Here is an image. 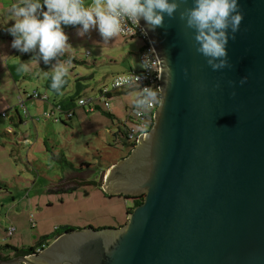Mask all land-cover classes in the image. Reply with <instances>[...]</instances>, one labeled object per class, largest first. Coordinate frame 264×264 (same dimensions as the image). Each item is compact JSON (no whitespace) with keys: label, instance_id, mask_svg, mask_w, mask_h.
<instances>
[{"label":"water","instance_id":"water-1","mask_svg":"<svg viewBox=\"0 0 264 264\" xmlns=\"http://www.w3.org/2000/svg\"><path fill=\"white\" fill-rule=\"evenodd\" d=\"M239 4L222 70L179 18L192 0L148 32L159 68L152 124L101 183L143 195L125 223L74 229L0 264H264V0Z\"/></svg>","mask_w":264,"mask_h":264},{"label":"rangeland","instance_id":"rangeland-1","mask_svg":"<svg viewBox=\"0 0 264 264\" xmlns=\"http://www.w3.org/2000/svg\"><path fill=\"white\" fill-rule=\"evenodd\" d=\"M88 3H91V0H85V4ZM5 16L8 26L14 23L10 20L9 12L5 13ZM6 23L2 22L0 27L5 26ZM62 27L66 32L67 28L72 26ZM66 34L69 36V43L74 47L69 50V55L75 59V62L69 66V75L66 77L68 80L66 79L67 82L64 85L66 88L63 89L62 95L60 93L61 98L76 91H80L87 98L94 97L102 84L110 87L111 78H113L108 75V78L102 81L100 73H93L92 77H88L90 72L86 69L95 65L100 66L93 63L94 58L97 59L96 63L101 60L100 57H96V53L100 51L92 39L97 31L93 29L83 38L76 35L74 28L68 30ZM12 39L13 37L0 28V60L2 61L0 113L4 112L5 116L8 114L7 118L0 117V119L4 121L11 116L16 119V123L17 116L9 105V102L18 103L15 86L29 92L32 88L44 91L46 85L51 89V79L44 75L45 71H49L50 65H44L42 61L40 64L32 61L30 71L23 74L24 78L15 80L14 87H7L8 69L3 59H12L9 63L14 61L18 64V60L28 61L32 56V53H20L13 49ZM139 41V39L129 40L134 53L132 54L134 66L139 63L138 48L141 44ZM103 59L107 60L106 57ZM78 73L87 77L77 79ZM136 93V90L129 88L108 98L109 107L105 110L109 111L112 117L100 110L84 112L83 109L78 108L80 106H77V98H73L74 105L71 109L76 108L74 111L69 110L71 117L66 118L63 112L68 110L60 108V104L57 105L55 93L48 96V103L45 102L46 98L26 101L28 115L33 114V119L25 116L23 109H20L22 119L27 122L23 121L22 125L16 124L13 127L14 131L1 135L6 149L0 147V180L8 183L0 182V245L28 248L58 226L118 228L125 223L126 209L133 207L131 200H125L117 195L111 196L102 186L89 182L78 184L72 190L65 188L77 184L72 177L83 175L85 177V174L89 176L87 180H94L99 184L102 171L110 163L128 154L129 147L120 137L116 140L113 132L118 129L119 121L126 119L127 111L134 103ZM95 102L104 108L102 102L98 100ZM54 108H60V111L56 110L48 117L42 115ZM85 108L87 109L88 105ZM129 125L130 123L126 124L128 127ZM2 127L0 125V131ZM18 134L21 135L22 140L25 137L26 141L17 145ZM43 140L48 142L50 149L47 152L43 150ZM30 143H32L30 145L32 149L29 151L27 147ZM23 144L26 146L24 147ZM9 152H12V155ZM25 152L28 154V160H26ZM67 176L71 178L68 180ZM11 226L15 228V231L9 235Z\"/></svg>","mask_w":264,"mask_h":264},{"label":"clouds","instance_id":"clouds-1","mask_svg":"<svg viewBox=\"0 0 264 264\" xmlns=\"http://www.w3.org/2000/svg\"><path fill=\"white\" fill-rule=\"evenodd\" d=\"M182 0H21L9 9L13 24L0 27L13 39L11 47L20 53H32L30 60L21 61L18 71H30L35 61L50 65L44 75L50 77L52 90L59 92L66 84L72 60H62L64 53L74 48L62 26H74L78 37L95 29L103 42L125 31L123 20L140 27L147 36L163 26L164 18H174ZM179 18L193 30L196 51L214 70L228 67L226 46L232 34L239 30L243 13L239 0H192V6L179 12ZM9 21V20H8ZM147 56V55H146ZM142 67L151 68L147 61ZM242 78L240 83L246 81Z\"/></svg>","mask_w":264,"mask_h":264},{"label":"crops","instance_id":"crops-1","mask_svg":"<svg viewBox=\"0 0 264 264\" xmlns=\"http://www.w3.org/2000/svg\"><path fill=\"white\" fill-rule=\"evenodd\" d=\"M90 1V0H89ZM21 0H0V14H1V18H0V24L2 22L5 21V23L7 22V17L5 16V13L9 12V9L10 7L15 4V3H20ZM4 11H6L4 13ZM2 20V21H1ZM7 24V23H6ZM71 28H74V26L70 27V28H67L66 32L68 30H70ZM95 30V29H94ZM96 31V30H95ZM4 37V36H3ZM5 37H8V36H5ZM93 41H94V45L98 47L99 49V53H96V57H100L101 60L97 62V59L94 58L93 59V63L94 64H100V66H97L95 65L94 67H90L89 69H86L90 72L89 76L88 77H92L93 73L94 74H98L100 73L102 76V81H104L106 78H108V75H111L112 77L116 74H119V73H127V72H131V71H135V70H138L139 69V63L137 66H134V60H133V55L134 54L131 50V46L129 44V40H133L135 38H125L123 36H121L120 34L117 35L116 37H113V38H110V40L108 42H103L102 38L100 37L99 33L97 32V34H95L93 37H92ZM76 42V41H75ZM74 42V43H75ZM140 42V41H139ZM142 47V42L138 48V51L140 50V48ZM110 51V52H109ZM70 51L69 52H66L64 53V55L61 57L62 60H67V57L70 56ZM106 57V61L102 58ZM3 61L5 62V64L7 65V69H8V75L6 76V85L7 87H14V84L16 83L15 80H18L19 78H24L23 77V74L24 72L22 71H18V65L19 63L21 62V60H18V64L16 62H12V63H9L12 61V59H3ZM72 63H74L72 61ZM0 66H2V61L0 60ZM16 66L14 69L13 67ZM17 68V69H16ZM121 71V72H119ZM87 76H84V75H81V74H77L76 75V78L77 79H82V78H85ZM67 79V78H66ZM76 79V80H77ZM112 79V78H111ZM68 80V79H67ZM106 86V84H102L100 86V88L97 90V95L94 97H90V98H87L85 96H83L84 94H82L80 91H76V92H73V94H69V95H66L64 96V98L62 97L61 98V95L63 93V88L59 91V92H56L52 89H50L47 85L44 87V91H40L39 89L36 88V90L41 94L43 95L42 93L46 94L47 97H46V100L45 102L48 103L49 101V97L52 93H55L56 94V99L58 101V104L60 108H62L63 110H71V111H74L71 109V107H73L74 104H72V99H79V98H85L87 100V104L84 105V106H80L78 108H81L85 111L86 106L87 105H97L99 106L95 100H97V97L99 96V90L103 87V86ZM75 87L77 88V85H75ZM130 87H125V88H121V89H118V90H115V91H112L111 94L109 95L110 97L108 98H111L113 97V95H117L118 93H120L121 91H125L127 89H129ZM15 89L17 91L16 93V96H17V100L19 99V96L21 95L22 97H24V103H26V101H29L31 99H34V98H30V97H27L26 93H29V91H27L26 89H23V88H20L19 86H15ZM130 89H133V88H130ZM31 90H35L34 88H32ZM135 90V89H134ZM52 91V92H50ZM31 92V91H30ZM61 93V95H60ZM74 95V96H73ZM49 96V97H48ZM67 97V98H65ZM37 99V98H36ZM42 100V99H40ZM75 101V100H74ZM9 105H10V109H13L16 116H17V121L15 123V120L13 117H9V119H4V121H2L0 119V125L3 126L1 131H0V147L3 148L4 150L6 149V146H5V142L4 140L1 138L3 134H6L8 132H12L14 131L13 130V127H15L14 125L18 124V125H22L23 124V121H25V123L27 122V120L25 119H22L21 116V112L20 111V107L16 104V103H12V102H9ZM52 105V104H51ZM26 106V105H25ZM79 106V105H77ZM85 108V109H84ZM125 110L127 111V109L125 108ZM29 112V111H28ZM2 113V112H1ZM1 113H0V117L2 118H7L8 117V114H6V116H1ZM31 115V116H30ZM30 115H28L27 117L32 118V116H34L33 114L30 113ZM31 121V120H30ZM17 145L19 143H23L24 141H26V138L24 137V139L22 140L21 138V135L18 134L17 137ZM38 139V138H37ZM10 144H13L11 142H8ZM43 144H44V148L43 150H45L46 152L50 149L49 148V145H48V142H46V140H43ZM24 145V144H23ZM30 145H32V143L29 144V147H27V150H31L32 148H30ZM26 145H24L25 147ZM29 148V149H28ZM20 155V157H22L21 155V152H19V150L17 151ZM10 155H12V152H9ZM27 152H25V157H26V160H28V157H27ZM63 156V155H62ZM56 159H58V156H56ZM112 164V163H110ZM109 164V165H110ZM30 165V164H29ZM108 165V166H109ZM108 166L103 170V172L100 174V177H101V181H100V184L102 183V176H103V173L104 171H106V169L108 168ZM86 177V178H85ZM85 177L84 175L81 176V177H72L73 178V181H77V182H85L89 177H88V174H85ZM68 180L69 178H71V176H67ZM1 181H5V180H0ZM7 182V181H5ZM8 183V182H7ZM8 192V191H7Z\"/></svg>","mask_w":264,"mask_h":264},{"label":"built area","instance_id":"built-area-1","mask_svg":"<svg viewBox=\"0 0 264 264\" xmlns=\"http://www.w3.org/2000/svg\"><path fill=\"white\" fill-rule=\"evenodd\" d=\"M122 24L125 25V31L120 33L121 36L139 39L142 42V47L138 52L139 69L114 75L110 87L106 85L99 90L97 100L103 103L104 109H108L109 103L107 102V96L110 95L112 91L125 87H130L137 91L134 103L127 111L126 119L119 124L120 128L124 129L123 131L125 132L127 143L131 149L137 142L139 136L145 133L152 124L154 109L159 99L158 78L156 77L158 76L159 68L154 51L150 46L151 44L147 36L141 32V27H137L126 19L122 21ZM144 59L151 64V68L141 66ZM26 95L34 99L46 98V95H41L37 90H32L26 93ZM77 104L79 106H84L87 104V100L85 98H79L77 99ZM17 105L23 109L25 116H28L24 97L21 95L19 96ZM56 110L60 111V108H54L50 112H44L42 115L48 117L56 112ZM86 110L89 112L95 111V105H88ZM63 113L66 118L71 117V111ZM1 116H5V113L2 112ZM55 120H58V118H55ZM127 123H130L129 127L126 126ZM14 231L15 228L11 226L9 228V235H12Z\"/></svg>","mask_w":264,"mask_h":264},{"label":"trees","instance_id":"trees-1","mask_svg":"<svg viewBox=\"0 0 264 264\" xmlns=\"http://www.w3.org/2000/svg\"><path fill=\"white\" fill-rule=\"evenodd\" d=\"M71 59L73 62H75V59L71 56H68L67 59ZM107 97H110L109 95ZM95 110H100L101 112L107 114L108 116L112 117L113 115L105 110L104 108H102L101 106H95ZM121 123V121H119V124ZM124 129H121L120 126H118V129L116 131L113 132V136L114 138L117 140L118 137H120L124 144H126L128 147H130L128 145V141H127V138L125 136V132L123 131ZM133 146V145H132ZM130 149V148H129ZM103 172V171H102ZM89 177V176H88ZM3 182V181H1ZM85 182H89L93 185H99L101 186V184H97L96 181L94 180H86ZM85 182H77V184L75 185H71V186H68L67 188L65 189H68V190H72L76 187V185L78 184H82V183H85ZM3 184H7V182H3ZM60 190V188L58 189ZM57 190V191H58ZM113 196V195H111ZM119 197H123L125 200H131L133 202V206L135 205H138L142 199H143V195H140V196H136V197H131V196H125V195H117ZM132 209L131 208H127L126 209V213H129V211ZM91 227V226H89ZM74 229H79L77 227H73V226H69V225H66V226H62V227H55L54 230L49 233L48 235H44L42 236L38 241L35 242L34 245L26 248V247H15V246H10V245H0V259H9L10 257H13V256H19V255H27V254H31V253H34L35 251H38L40 249H42L44 246H46L51 240H53L54 238H56L57 236L63 234V233H66V232H70Z\"/></svg>","mask_w":264,"mask_h":264}]
</instances>
